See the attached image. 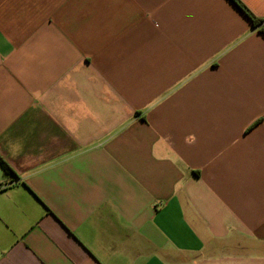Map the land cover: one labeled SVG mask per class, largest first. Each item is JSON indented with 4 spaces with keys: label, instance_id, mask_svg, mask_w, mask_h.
<instances>
[{
    "label": "crops",
    "instance_id": "obj_1",
    "mask_svg": "<svg viewBox=\"0 0 264 264\" xmlns=\"http://www.w3.org/2000/svg\"><path fill=\"white\" fill-rule=\"evenodd\" d=\"M0 155V264H264V34L230 0H0Z\"/></svg>",
    "mask_w": 264,
    "mask_h": 264
},
{
    "label": "trees",
    "instance_id": "obj_2",
    "mask_svg": "<svg viewBox=\"0 0 264 264\" xmlns=\"http://www.w3.org/2000/svg\"><path fill=\"white\" fill-rule=\"evenodd\" d=\"M246 17L249 19L251 26L257 28L264 34V19L254 16L240 0H230ZM0 167L9 174L15 175L13 169L0 155Z\"/></svg>",
    "mask_w": 264,
    "mask_h": 264
}]
</instances>
